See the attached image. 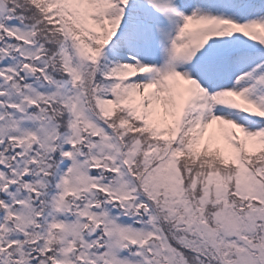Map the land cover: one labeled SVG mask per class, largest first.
I'll return each instance as SVG.
<instances>
[{"label": "snow or ice", "instance_id": "1", "mask_svg": "<svg viewBox=\"0 0 264 264\" xmlns=\"http://www.w3.org/2000/svg\"><path fill=\"white\" fill-rule=\"evenodd\" d=\"M0 264H264V0H0Z\"/></svg>", "mask_w": 264, "mask_h": 264}]
</instances>
